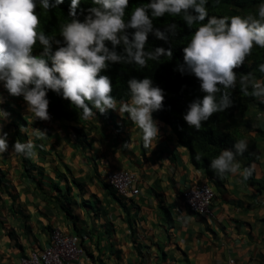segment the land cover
Wrapping results in <instances>:
<instances>
[{
	"label": "crops",
	"instance_id": "1",
	"mask_svg": "<svg viewBox=\"0 0 264 264\" xmlns=\"http://www.w3.org/2000/svg\"><path fill=\"white\" fill-rule=\"evenodd\" d=\"M15 103L10 96L4 102L11 116L3 125L9 150L0 154V264H19L29 251L47 247L54 227L80 237L77 264H228L230 258L258 264L264 258V104L256 101L244 114L252 176L226 175L216 184L154 114L160 138L151 150L116 111L32 122L23 101L16 103L20 113ZM32 129L46 136L37 138ZM29 139L33 158L11 151L16 140ZM237 159L241 170L247 167L245 155ZM112 170L132 172L140 192L117 195L105 176ZM202 182L215 192L207 215L191 212L182 197Z\"/></svg>",
	"mask_w": 264,
	"mask_h": 264
},
{
	"label": "clouds",
	"instance_id": "2",
	"mask_svg": "<svg viewBox=\"0 0 264 264\" xmlns=\"http://www.w3.org/2000/svg\"><path fill=\"white\" fill-rule=\"evenodd\" d=\"M64 3L0 0V87L8 96L22 99L32 122L51 119L47 98L51 91L81 110L84 119L109 110L118 112L122 119L127 116L138 129L142 146L153 150L160 138L153 113L164 108V90L154 85L152 78L132 77L126 82L127 100L118 102L111 95L110 77L102 73L115 64L144 69L149 61L172 57L170 41L178 34L177 23H166L162 29L154 26L155 20L165 16L179 17L191 30L181 49L183 63L174 69L182 76L195 77L203 93L182 115L190 129L198 131L213 114L232 107L231 90L237 83L245 96L264 104V62L257 66L259 78L234 71L254 47L264 49V0L255 12L232 16L209 15V0H147L130 11L129 0H90L92 6L87 9L81 7L82 0H69L68 14L59 24L58 34L46 33L39 27L40 15ZM149 35L169 47L146 50ZM35 48H39L36 54ZM4 102L0 95V104ZM10 116L0 108V154L9 150L3 125L10 122ZM32 135L42 138L46 133L32 129ZM34 148L31 139L16 140L11 145V151L24 158H33ZM247 151L248 141L237 139L231 149L221 150L210 160L209 168L218 176L239 175L246 181L254 169L249 166L241 170L237 157Z\"/></svg>",
	"mask_w": 264,
	"mask_h": 264
},
{
	"label": "trees",
	"instance_id": "3",
	"mask_svg": "<svg viewBox=\"0 0 264 264\" xmlns=\"http://www.w3.org/2000/svg\"><path fill=\"white\" fill-rule=\"evenodd\" d=\"M147 0H129V11L140 3ZM261 0H209L206 5L209 15L232 16L245 15L255 12ZM69 0L60 5L57 9L51 10L47 14L40 15V28L48 34H58L59 24L62 23L68 14ZM90 0H82L81 7L87 9L91 7ZM39 12V9H36ZM83 17H81L82 19ZM127 18V17H126ZM175 22L178 25V34L170 41L173 56L162 57L159 61H149L144 69H138L134 65H112L107 72L112 82L111 95L117 100H127V80L132 77L152 78L154 85L159 86L165 92L164 108L153 113L157 119L169 125L174 131L178 142L184 146L189 153L190 162L197 168H202L207 179L216 184H220L226 177L218 176L209 168L210 160L218 155L223 149H231L234 141L243 138L242 126L245 124V112L256 101L245 96L240 91L239 84L231 90L233 106L221 113L213 114L201 128L196 131L190 129L182 119L190 102L197 98H202L203 93L199 91V83L195 77L181 75L175 71L177 65L183 63L182 47L185 46L191 37L189 30L184 22L179 18L162 17L154 21V26L161 28L164 24ZM195 27V26H194ZM157 46L168 48L169 45L157 40L151 35L148 37L146 50H151ZM39 52V48L34 49V54ZM264 62V49L254 47L251 55L240 68L234 69L237 75L243 73H253L257 78L260 77L257 66ZM15 101H22L21 98H14ZM49 114L54 118L79 119L81 110L71 106L69 101L63 100L55 93L49 91ZM247 158V167L250 164L249 151L244 153ZM69 214V213H68ZM264 264V258L258 263Z\"/></svg>",
	"mask_w": 264,
	"mask_h": 264
},
{
	"label": "built area",
	"instance_id": "4",
	"mask_svg": "<svg viewBox=\"0 0 264 264\" xmlns=\"http://www.w3.org/2000/svg\"><path fill=\"white\" fill-rule=\"evenodd\" d=\"M108 184L121 197H132L140 192L137 178L128 170H112L105 173ZM215 196L214 189L209 183L193 184L182 192L187 208L196 214H210V205ZM180 218V217H178ZM83 253L80 237L67 234L59 227L50 232V241L47 247L35 249L22 256L19 264H77ZM233 264L234 259H228Z\"/></svg>",
	"mask_w": 264,
	"mask_h": 264
},
{
	"label": "rangeland",
	"instance_id": "5",
	"mask_svg": "<svg viewBox=\"0 0 264 264\" xmlns=\"http://www.w3.org/2000/svg\"><path fill=\"white\" fill-rule=\"evenodd\" d=\"M0 95H3L5 97V99H6V97H8V94L6 93V91L2 87H0ZM16 103H19V101H16ZM16 103L14 104L15 106H14V110L13 111L20 113V110L21 109L19 108L18 104H16ZM0 108L5 109L4 108V103L3 104H0Z\"/></svg>",
	"mask_w": 264,
	"mask_h": 264
}]
</instances>
